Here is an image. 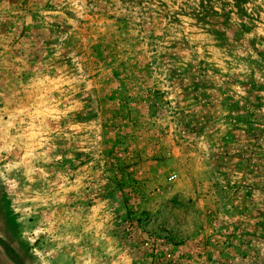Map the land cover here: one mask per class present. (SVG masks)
I'll return each mask as SVG.
<instances>
[{
    "label": "rangeland",
    "instance_id": "rangeland-1",
    "mask_svg": "<svg viewBox=\"0 0 264 264\" xmlns=\"http://www.w3.org/2000/svg\"><path fill=\"white\" fill-rule=\"evenodd\" d=\"M0 235L264 264V0H0Z\"/></svg>",
    "mask_w": 264,
    "mask_h": 264
},
{
    "label": "flooded vegetation",
    "instance_id": "flooded-vegetation-1",
    "mask_svg": "<svg viewBox=\"0 0 264 264\" xmlns=\"http://www.w3.org/2000/svg\"><path fill=\"white\" fill-rule=\"evenodd\" d=\"M0 264H26L20 250L6 235H0Z\"/></svg>",
    "mask_w": 264,
    "mask_h": 264
}]
</instances>
